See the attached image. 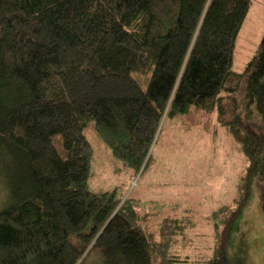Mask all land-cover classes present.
Segmentation results:
<instances>
[{
	"label": "trees",
	"instance_id": "16d2710c",
	"mask_svg": "<svg viewBox=\"0 0 264 264\" xmlns=\"http://www.w3.org/2000/svg\"><path fill=\"white\" fill-rule=\"evenodd\" d=\"M253 1L0 0V166L9 188L0 264H229L224 234L250 172L232 204L212 213L214 255L202 254L191 242L194 219L173 213L153 224L157 213L95 182L86 132L114 170L143 176L167 123L217 113L253 169L262 137L238 108L228 118L243 93L264 119V44L243 72L233 70ZM134 74L149 77L147 89Z\"/></svg>",
	"mask_w": 264,
	"mask_h": 264
},
{
	"label": "rangeland",
	"instance_id": "374dc122",
	"mask_svg": "<svg viewBox=\"0 0 264 264\" xmlns=\"http://www.w3.org/2000/svg\"><path fill=\"white\" fill-rule=\"evenodd\" d=\"M263 44L264 0H254L238 36L233 70L243 72ZM133 76L145 81L142 85L147 89L149 77ZM236 108L243 113L247 129L260 135L264 143V119L256 105L247 106L242 93L238 105L230 107V120L232 109L236 111ZM187 117L163 127L153 160L143 176H135L133 171L123 168L114 170L104 145L96 138L93 140L87 131L96 151V169L100 172L95 182L107 187L118 185L120 194L139 200L143 213H157V218L151 220L153 224L173 213L194 219L198 226L191 242L201 249L197 252L212 256L215 242L211 215L221 206L232 204L238 185L250 172L245 204L224 234V254L229 264H264V146L253 169L248 170L251 163L238 152L234 139L219 124L217 113L201 112ZM8 191L2 163L0 211L9 204ZM154 228L151 226L150 230Z\"/></svg>",
	"mask_w": 264,
	"mask_h": 264
},
{
	"label": "water",
	"instance_id": "95a60500",
	"mask_svg": "<svg viewBox=\"0 0 264 264\" xmlns=\"http://www.w3.org/2000/svg\"><path fill=\"white\" fill-rule=\"evenodd\" d=\"M146 163H147V162H146ZM145 166H146V164H145ZM145 166H144V167H145ZM144 167H143V169H144Z\"/></svg>",
	"mask_w": 264,
	"mask_h": 264
},
{
	"label": "crops",
	"instance_id": "0c3cea01",
	"mask_svg": "<svg viewBox=\"0 0 264 264\" xmlns=\"http://www.w3.org/2000/svg\"><path fill=\"white\" fill-rule=\"evenodd\" d=\"M212 216V215H211Z\"/></svg>",
	"mask_w": 264,
	"mask_h": 264
}]
</instances>
